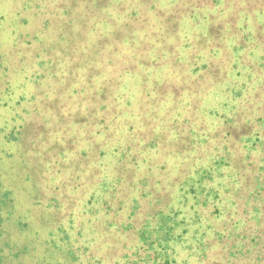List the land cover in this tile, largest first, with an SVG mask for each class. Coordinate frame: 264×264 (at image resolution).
Listing matches in <instances>:
<instances>
[{
	"label": "rangeland",
	"instance_id": "1",
	"mask_svg": "<svg viewBox=\"0 0 264 264\" xmlns=\"http://www.w3.org/2000/svg\"><path fill=\"white\" fill-rule=\"evenodd\" d=\"M255 174L264 0H0L5 238L58 264H227L264 232L236 197Z\"/></svg>",
	"mask_w": 264,
	"mask_h": 264
},
{
	"label": "trees",
	"instance_id": "2",
	"mask_svg": "<svg viewBox=\"0 0 264 264\" xmlns=\"http://www.w3.org/2000/svg\"><path fill=\"white\" fill-rule=\"evenodd\" d=\"M260 172H256V174H259ZM253 177V183L250 187H248V194L245 195H241L240 193L236 194V197L240 200H242L243 202V206L246 207V211L244 213L248 214L250 213V211H253L255 209H261V207L264 206V203L260 204V200L262 199V197L264 196V176L263 178L259 177L260 175H256ZM9 199L7 196V192L3 193L0 195V209L1 207L3 208V206H9ZM9 208H7L6 210V215H7V220H11L13 221V215H12V211L8 210ZM4 218L2 217V214H0V264H58V261L53 262L50 255L47 256L46 254L44 256H41L40 254H38V250L36 245L32 246V243L34 242L32 241H24L20 244H17L16 241H13L12 238L11 240L8 238H5L4 236H6L8 234V232L4 231ZM19 221H21L22 219L19 218L17 219ZM260 221V219H259ZM262 221H264V218L262 219ZM159 224V223H158ZM160 227V225H159ZM160 229L163 231V235L164 236H168V232H170V228L163 226L160 227ZM146 232V231H145ZM150 236L153 240V242L156 244L158 239H153V232L150 233ZM224 236V237H223ZM251 236V237H249ZM221 238H225V235H221ZM259 237V239H258ZM147 236L145 235H141V241L143 244L148 245L149 248H152L153 250V254L156 256L157 254H163V255H167L165 254V248H163L162 251L161 249L158 248H162L157 247L158 245L154 246L153 243L147 241ZM143 239V240H142ZM164 244L167 242V239H164ZM237 243L238 245H240V247H237ZM158 244V243H157ZM210 246L209 248L211 249V246L213 247L212 244L214 243H209ZM226 246V247H224ZM223 248H228L227 254H225L224 260L227 261V264H236L234 263V259H244L246 257L249 256V264H264V232L261 233H257L256 231H249L247 232V229L243 230L242 233H240L237 236H234L233 240L228 244L225 245L224 243ZM197 248L199 247V244L196 246ZM195 247V249H196ZM142 248V247H141ZM35 249L37 250V252L35 253ZM139 249L137 248L136 250H134L133 253H135V256L130 257L128 256V254H125V256L127 257L125 264H148L149 260L153 261L155 260L154 257H150V256L146 254V250L144 249V251L142 252H138ZM202 251H204L203 247L200 246V253L199 255L196 253L193 255H196V262L199 264H207V262L211 259L210 257L208 259H206V255H204L202 253ZM46 252V251H45ZM192 254V253H190ZM124 254H122L123 256ZM239 256V257H237ZM71 257L73 259V262L71 264H84L82 259L80 258V256L78 254H71ZM232 257V258H231ZM151 258V259H150ZM233 259V260H229V259ZM206 259V260H205ZM202 260V261H201ZM163 264V263H161ZM165 264H168V262H166ZM213 264H220L217 260L214 261ZM223 264V263H222ZM245 264V263H242ZM247 264V263H246Z\"/></svg>",
	"mask_w": 264,
	"mask_h": 264
}]
</instances>
